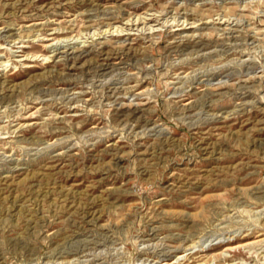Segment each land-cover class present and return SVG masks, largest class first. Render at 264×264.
<instances>
[{"label": "rangeland", "instance_id": "374dc122", "mask_svg": "<svg viewBox=\"0 0 264 264\" xmlns=\"http://www.w3.org/2000/svg\"><path fill=\"white\" fill-rule=\"evenodd\" d=\"M0 264H264V0H0Z\"/></svg>", "mask_w": 264, "mask_h": 264}, {"label": "bare ground", "instance_id": "6f19581e", "mask_svg": "<svg viewBox=\"0 0 264 264\" xmlns=\"http://www.w3.org/2000/svg\"><path fill=\"white\" fill-rule=\"evenodd\" d=\"M83 53V52H82Z\"/></svg>", "mask_w": 264, "mask_h": 264}]
</instances>
